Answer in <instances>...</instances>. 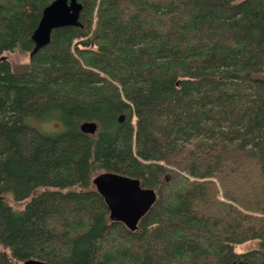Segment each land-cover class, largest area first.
Returning a JSON list of instances; mask_svg holds the SVG:
<instances>
[{
  "label": "trees",
  "instance_id": "trees-1",
  "mask_svg": "<svg viewBox=\"0 0 264 264\" xmlns=\"http://www.w3.org/2000/svg\"><path fill=\"white\" fill-rule=\"evenodd\" d=\"M53 1L0 0V264H264V0H79L15 71ZM102 172L156 190L135 231Z\"/></svg>",
  "mask_w": 264,
  "mask_h": 264
},
{
  "label": "water",
  "instance_id": "water-1",
  "mask_svg": "<svg viewBox=\"0 0 264 264\" xmlns=\"http://www.w3.org/2000/svg\"><path fill=\"white\" fill-rule=\"evenodd\" d=\"M79 0H54L46 6L39 23L32 34L33 57L51 41L53 30L61 27H81ZM98 126L86 121L80 125L81 132L95 134ZM96 191L103 197L108 209L109 219L123 223L130 231L137 229L140 220L150 211L158 199L156 190L144 188L141 181L114 172H102L93 178ZM22 264H51L36 259H28Z\"/></svg>",
  "mask_w": 264,
  "mask_h": 264
},
{
  "label": "rangeland",
  "instance_id": "rangeland-1",
  "mask_svg": "<svg viewBox=\"0 0 264 264\" xmlns=\"http://www.w3.org/2000/svg\"><path fill=\"white\" fill-rule=\"evenodd\" d=\"M4 56L11 63V66L15 71L23 70L29 62V55L26 53L18 52V51L5 53ZM33 123L36 125L35 127L42 133L43 132L44 133L56 132V131L60 130V128H61L59 122H57L55 120L44 121V122L33 121ZM96 175H98V174H96ZM9 202H11V201L9 200ZM13 206L15 209H19L22 206V204H13ZM256 248H258V242H255V241L247 242V243H244L241 245H236L234 247L235 251L238 253L247 252L249 250H253Z\"/></svg>",
  "mask_w": 264,
  "mask_h": 264
},
{
  "label": "bare ground",
  "instance_id": "bare-ground-1",
  "mask_svg": "<svg viewBox=\"0 0 264 264\" xmlns=\"http://www.w3.org/2000/svg\"><path fill=\"white\" fill-rule=\"evenodd\" d=\"M52 34H53V33H52ZM51 38H52V37H51ZM33 121H34V120H33ZM60 124H61V123H60ZM61 131H64V130L61 129ZM81 133H82V132H81ZM95 134H97V133H95ZM25 261H26V260H25ZM25 261H23V262H25ZM23 262H22V263H23ZM22 263H21V264H22Z\"/></svg>",
  "mask_w": 264,
  "mask_h": 264
}]
</instances>
